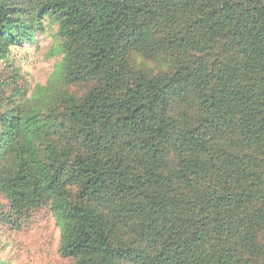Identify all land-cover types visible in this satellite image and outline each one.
<instances>
[{"label": "trees", "instance_id": "16d2710c", "mask_svg": "<svg viewBox=\"0 0 264 264\" xmlns=\"http://www.w3.org/2000/svg\"><path fill=\"white\" fill-rule=\"evenodd\" d=\"M48 19L50 84L0 81L5 218L74 264H264V0H0V60Z\"/></svg>", "mask_w": 264, "mask_h": 264}, {"label": "rangeland", "instance_id": "374dc122", "mask_svg": "<svg viewBox=\"0 0 264 264\" xmlns=\"http://www.w3.org/2000/svg\"><path fill=\"white\" fill-rule=\"evenodd\" d=\"M60 45L57 24L46 20L45 30L33 42L16 47L7 58L9 62L0 60V81L12 77L16 68L21 74L18 87L25 83H32L33 89L49 85L63 57ZM6 202L0 197L1 264H74L59 251L61 228L48 209L36 212L21 229H15L2 214V210L7 214Z\"/></svg>", "mask_w": 264, "mask_h": 264}]
</instances>
